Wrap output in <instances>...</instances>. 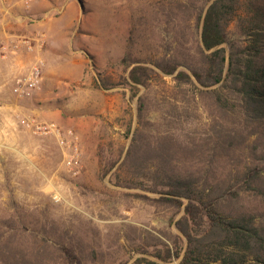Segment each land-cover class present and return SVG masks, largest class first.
Wrapping results in <instances>:
<instances>
[{
  "label": "rangeland",
  "instance_id": "rangeland-1",
  "mask_svg": "<svg viewBox=\"0 0 264 264\" xmlns=\"http://www.w3.org/2000/svg\"><path fill=\"white\" fill-rule=\"evenodd\" d=\"M211 1L0 0V264H178L154 257L179 234L183 206L160 193L178 180L264 227V197L243 176L264 163V137L238 103L216 105L217 85L173 78L204 66ZM244 23H227L226 49L245 46ZM35 62L39 87L18 97ZM135 66L149 68L142 83L129 78ZM51 123L75 134L76 166L71 149L36 129ZM252 184L264 190V171Z\"/></svg>",
  "mask_w": 264,
  "mask_h": 264
},
{
  "label": "trees",
  "instance_id": "trees-1",
  "mask_svg": "<svg viewBox=\"0 0 264 264\" xmlns=\"http://www.w3.org/2000/svg\"><path fill=\"white\" fill-rule=\"evenodd\" d=\"M241 0H212L201 18L200 50L205 63L201 70H178L173 78L179 83L207 88L216 105L225 111L238 103L247 124L253 123L251 133L264 137V5L259 0H249L247 15L238 14ZM244 20L241 32L246 44L240 48L227 42L225 27L233 19ZM164 74H173L177 64H157ZM149 68L135 66L129 72L134 83H142ZM141 72L143 74H141ZM142 75V76H141ZM264 171V163L247 168L243 176L247 188L264 197V190L256 179ZM161 199L183 206L182 215L174 222L179 234L171 246L156 250L154 257L160 261L179 258L178 264H264V227L255 223L249 213L228 214L220 210L222 195L205 193L195 185L178 180L160 191ZM183 200H186L184 203ZM137 262L156 264V260L138 258ZM141 264V263H139Z\"/></svg>",
  "mask_w": 264,
  "mask_h": 264
},
{
  "label": "built area",
  "instance_id": "built-area-1",
  "mask_svg": "<svg viewBox=\"0 0 264 264\" xmlns=\"http://www.w3.org/2000/svg\"><path fill=\"white\" fill-rule=\"evenodd\" d=\"M40 81L41 67L37 62H35L30 67L24 78L20 79L14 86V94L21 98L30 97L39 87ZM36 129L42 131L43 133L54 134L61 145H64V147H67L72 151V155L68 154L66 156V163L70 167H74L78 164L76 145L77 138L72 130H67L64 136H62L61 131L52 123L48 125L37 124Z\"/></svg>",
  "mask_w": 264,
  "mask_h": 264
}]
</instances>
